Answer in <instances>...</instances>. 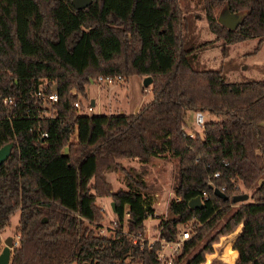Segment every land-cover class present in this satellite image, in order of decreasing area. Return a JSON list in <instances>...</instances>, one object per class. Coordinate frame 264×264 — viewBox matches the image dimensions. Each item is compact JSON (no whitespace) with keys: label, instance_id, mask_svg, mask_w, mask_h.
<instances>
[{"label":"trees","instance_id":"obj_1","mask_svg":"<svg viewBox=\"0 0 264 264\" xmlns=\"http://www.w3.org/2000/svg\"><path fill=\"white\" fill-rule=\"evenodd\" d=\"M183 3L91 0L75 10L71 0H0V147L11 144L0 164V231L18 212L8 264H161L158 242L132 244L130 236L154 218L142 167L163 153L176 159L178 175L158 238L174 241L179 227L193 226L172 264H203L218 238L240 224L230 244L234 264H264V81L225 83L186 60L216 42L264 36V0H200L213 35L200 43L195 14ZM223 3L246 12L233 31L216 23ZM97 76L149 77L151 98L132 114H77L72 104ZM53 86L56 102L44 108L36 94ZM43 111L52 117H39ZM189 112L214 120L187 134ZM125 159L141 170L122 166ZM113 171L125 189L110 190L104 175ZM238 185L251 190V202L218 225ZM202 193V206L188 208ZM97 198L112 203L108 236L97 231Z\"/></svg>","mask_w":264,"mask_h":264},{"label":"rangeland","instance_id":"obj_2","mask_svg":"<svg viewBox=\"0 0 264 264\" xmlns=\"http://www.w3.org/2000/svg\"><path fill=\"white\" fill-rule=\"evenodd\" d=\"M186 2L189 9L195 14L196 42L200 43L211 40L213 35L207 29L203 17V11L199 7L200 0H185V3ZM179 3L180 6H183L184 4L183 0H179ZM218 10L215 14H217ZM254 40L255 38H249L242 42L225 45L227 46L225 51L228 54V58L224 61H226L228 65L232 66L233 81L245 82L243 80L246 79L242 78L243 76L248 77V79H251L253 82L264 81V38L260 44ZM221 45L224 44L216 42L211 46L201 49L202 52L200 56L207 64L210 65L208 67L214 68L213 63L216 64L218 62L220 58V49L218 48ZM228 62H231V64ZM245 66L247 67L244 69ZM147 89L149 90V85L143 87L142 79H139L137 76L128 77L126 80H123L121 77L119 81H113L111 84L99 82L87 84L84 87L85 95L78 100L80 108L77 113L85 115L116 113L132 114L134 109L140 108L150 100L151 95ZM44 106L46 108L47 104H44ZM47 113L50 114L48 111ZM202 116L204 122L214 120L212 116H209L206 113H202ZM183 129L187 134L200 132L201 126H196L194 124L192 112L187 113ZM119 163L124 167H132L138 171L141 170L138 161L135 159L120 160ZM142 171V180L148 186V195L144 199L150 203L154 216V218L145 220L146 226L142 236L146 238L144 242H150L155 239H159L156 225L165 217V207L168 201L174 199L173 188L176 184L178 175L177 161L169 153H163L162 155L152 158L142 167ZM104 177L109 183L111 191L118 188L125 189V179L120 172H106ZM238 187L241 193L247 194L248 198L243 202L229 205L227 213L220 218L218 225L222 224L225 218L238 205L251 202V190H245L240 187V185H238ZM95 203L101 209L103 214L102 220L97 224V231L101 235L108 236L115 229L110 208V201L108 198H97ZM17 223L18 212L15 210L10 214L7 223L0 231V250L3 247L2 242L6 237H10L12 240L10 252L16 245ZM192 227L193 226L190 223H187L185 226L179 228L187 230L189 232L188 236L190 237L192 235ZM240 230L241 224L237 226L231 234L219 237L217 242L212 245V254L207 256H217L219 264H234L238 258L237 253L231 249L230 244L233 237L236 236ZM212 232L213 231H211L210 234H212ZM203 242L204 240L201 243ZM199 246L200 244L196 245L190 254L196 252ZM175 255L177 256L178 253ZM182 263L183 262H180L179 264Z\"/></svg>","mask_w":264,"mask_h":264},{"label":"water","instance_id":"obj_3","mask_svg":"<svg viewBox=\"0 0 264 264\" xmlns=\"http://www.w3.org/2000/svg\"><path fill=\"white\" fill-rule=\"evenodd\" d=\"M91 0H71V5L75 10L82 9L89 5ZM246 12L245 11H238V12H230L227 4L223 3V5L220 7L216 14V23L220 26L233 31L237 25H239L243 18L245 17ZM150 84V78L149 77H143L142 78V86L146 87ZM52 90H55V86L52 87ZM92 103V102H90ZM11 148V144H5L0 147V164L5 161L7 156L9 155ZM212 192L215 196L222 198L223 200H226L227 197L219 190L212 189ZM248 198L247 194L241 193L238 195L232 196L229 200L232 204L243 202ZM187 206L190 209H194L195 207L202 206V203L200 201L199 196H196L192 199H190L187 202ZM110 207L112 210V203H110ZM41 222H44V220H41ZM3 247L0 250V264H8L9 255H10V249L12 246V240L10 237H6L3 240ZM203 264H219L218 263V257L217 256H205Z\"/></svg>","mask_w":264,"mask_h":264},{"label":"built area","instance_id":"obj_4","mask_svg":"<svg viewBox=\"0 0 264 264\" xmlns=\"http://www.w3.org/2000/svg\"><path fill=\"white\" fill-rule=\"evenodd\" d=\"M120 78H121L120 76H115V77L97 76L96 82L97 83L99 82V83L111 84L113 81H119ZM36 95H37L38 99L43 103L42 107H44V108H45L44 104H47V107H50V105H52L54 102H56V99H57L56 92H55V90H52V88L50 89V92L47 94H43L41 92V90H39ZM7 101H8L7 99H3L2 103L5 104ZM72 107L76 110V112H78V110L80 108L79 102L75 101L72 104ZM39 117H52V112H50V114H48L47 112L43 111L39 114ZM193 122L196 126H202V124L204 122L202 113L194 112L193 113ZM41 136L46 137V134H41ZM216 175L217 174L215 173L214 176H216ZM201 197L205 198V194L202 193L201 196H199L200 201H201ZM188 234H189V232L187 230H183V229L179 228L177 235H176V239L174 241L165 242L162 239H155L154 241H150V242L146 241V243H147L148 247H151L155 242H158L159 247L155 251L156 259L161 264H172V258L176 256L175 254H177V253L179 254L183 243L189 239ZM130 238H131L132 244H136V243L141 244L146 239L140 234H136L134 236L131 235Z\"/></svg>","mask_w":264,"mask_h":264},{"label":"crops","instance_id":"obj_5","mask_svg":"<svg viewBox=\"0 0 264 264\" xmlns=\"http://www.w3.org/2000/svg\"><path fill=\"white\" fill-rule=\"evenodd\" d=\"M263 38H264V36L259 37V38H255L254 41H257V43L260 44L262 42ZM226 47L227 46H225V45L219 46L218 49H220V58H219V60H218V62L216 64L213 63V67L214 68L208 67L210 65L207 64L206 61H204L202 59V57L200 56L202 50L196 51L194 53H191V54L187 55L186 56V60H187L189 66L191 67L192 70H195V71L214 70V71L218 72L221 81H223L225 83H235V82H238V81H233L234 79H232L233 78L232 77V66L228 65L226 63V61H224V60H227V58H228V54L225 51ZM256 50H258V49H256ZM228 60H230V59H228ZM231 61H233V60H231ZM228 63L231 64V62H228ZM246 67L247 66H245L244 69ZM242 78L246 79V80H243V81L253 82V81H251V79H248V77H246V76H243ZM139 79H142V78H139ZM135 110H137V109H134V112H135ZM145 222H144V224H145Z\"/></svg>","mask_w":264,"mask_h":264}]
</instances>
